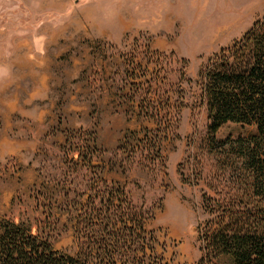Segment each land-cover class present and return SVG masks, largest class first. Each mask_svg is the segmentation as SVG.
Masks as SVG:
<instances>
[{
  "label": "rangeland",
  "instance_id": "obj_1",
  "mask_svg": "<svg viewBox=\"0 0 264 264\" xmlns=\"http://www.w3.org/2000/svg\"><path fill=\"white\" fill-rule=\"evenodd\" d=\"M261 21L264 0H0V218L75 255L69 200L106 178L165 264H208L225 190L201 73ZM255 133L227 123L215 138ZM86 148L98 169L74 152Z\"/></svg>",
  "mask_w": 264,
  "mask_h": 264
},
{
  "label": "trees",
  "instance_id": "obj_2",
  "mask_svg": "<svg viewBox=\"0 0 264 264\" xmlns=\"http://www.w3.org/2000/svg\"><path fill=\"white\" fill-rule=\"evenodd\" d=\"M221 54L201 73L209 143L225 190L205 228L204 259L264 264V21ZM227 123L254 126L256 133L218 141L215 135ZM74 152L88 170L99 168L90 148ZM68 222L80 243L75 255L55 251L28 223L1 217L0 264H165L142 210L118 182L93 180L87 200H69Z\"/></svg>",
  "mask_w": 264,
  "mask_h": 264
},
{
  "label": "bare ground",
  "instance_id": "obj_3",
  "mask_svg": "<svg viewBox=\"0 0 264 264\" xmlns=\"http://www.w3.org/2000/svg\"><path fill=\"white\" fill-rule=\"evenodd\" d=\"M167 10H168V11H167ZM158 11H163V9H161V10L159 9ZM165 11H167L166 13H168V14H171V13H173V12H172L170 9H168V8H167V9H165Z\"/></svg>",
  "mask_w": 264,
  "mask_h": 264
}]
</instances>
